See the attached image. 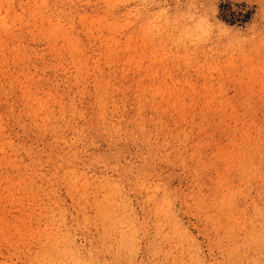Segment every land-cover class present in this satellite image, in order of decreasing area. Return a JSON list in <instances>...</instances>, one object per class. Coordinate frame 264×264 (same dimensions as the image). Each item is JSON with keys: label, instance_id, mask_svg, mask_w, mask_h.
I'll use <instances>...</instances> for the list:
<instances>
[{"label": "rangeland", "instance_id": "obj_1", "mask_svg": "<svg viewBox=\"0 0 264 264\" xmlns=\"http://www.w3.org/2000/svg\"><path fill=\"white\" fill-rule=\"evenodd\" d=\"M0 264H264V0H0Z\"/></svg>", "mask_w": 264, "mask_h": 264}]
</instances>
